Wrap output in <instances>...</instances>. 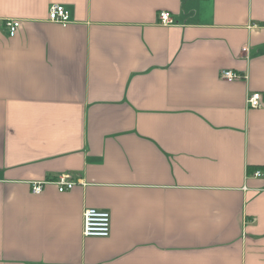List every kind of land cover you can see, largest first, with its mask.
<instances>
[{"label": "crops", "instance_id": "crops-1", "mask_svg": "<svg viewBox=\"0 0 264 264\" xmlns=\"http://www.w3.org/2000/svg\"><path fill=\"white\" fill-rule=\"evenodd\" d=\"M0 264H264V0H0Z\"/></svg>", "mask_w": 264, "mask_h": 264}, {"label": "built area", "instance_id": "built-area-1", "mask_svg": "<svg viewBox=\"0 0 264 264\" xmlns=\"http://www.w3.org/2000/svg\"><path fill=\"white\" fill-rule=\"evenodd\" d=\"M48 18L52 22L65 24L70 21L69 10L61 4H52L48 9ZM159 23L163 25L173 24V19L169 12L159 11L157 14ZM9 35H14L19 23L17 21H9L7 24ZM221 79L232 81L239 79L241 75L231 69H222L219 72ZM247 106L256 108L260 106V94L253 92L246 98ZM254 176H261V171L256 170ZM45 182L34 183L32 190L38 193L42 189V184ZM59 192H64L73 187L75 182L68 174H60L53 180ZM111 230V215L109 211L98 208H86L82 214V234L86 237H108Z\"/></svg>", "mask_w": 264, "mask_h": 264}, {"label": "trees", "instance_id": "trees-1", "mask_svg": "<svg viewBox=\"0 0 264 264\" xmlns=\"http://www.w3.org/2000/svg\"><path fill=\"white\" fill-rule=\"evenodd\" d=\"M251 170H252V167H250V168L248 169L249 172H251Z\"/></svg>", "mask_w": 264, "mask_h": 264}]
</instances>
